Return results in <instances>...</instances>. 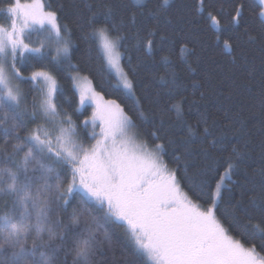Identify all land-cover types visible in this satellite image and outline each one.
<instances>
[{
	"label": "snow or ice",
	"instance_id": "obj_1",
	"mask_svg": "<svg viewBox=\"0 0 264 264\" xmlns=\"http://www.w3.org/2000/svg\"><path fill=\"white\" fill-rule=\"evenodd\" d=\"M4 2L0 264H69V256L71 264H98L105 243L112 242L110 227L123 229L133 255L152 264H264L251 243L259 240L264 249V143L258 159L253 157L246 123L239 120L231 151L220 158L215 153L228 137L216 134V121L198 108L196 124L187 121L184 106L190 111L196 101L184 95L178 69H195L184 57L187 44L177 39L204 25L218 45L240 48L247 64L246 46L256 45L264 55V0L253 13L255 24L248 0H227L226 6L219 0L181 3L178 27L170 0H158L152 8L142 0L131 5L92 0L86 5L89 30L79 24L81 39L98 43L118 73L128 111L77 75L79 106L93 108L79 124L73 119L78 108L70 113L58 107L63 92L48 68L44 45L31 43L30 30H43L58 44L56 70L71 63L77 46L62 7L45 0ZM130 39L142 51L135 64L127 57L125 71L121 49ZM174 48L181 65L169 56H162L159 66L148 63L157 52ZM25 83L27 92L21 87Z\"/></svg>",
	"mask_w": 264,
	"mask_h": 264
},
{
	"label": "trees",
	"instance_id": "obj_2",
	"mask_svg": "<svg viewBox=\"0 0 264 264\" xmlns=\"http://www.w3.org/2000/svg\"><path fill=\"white\" fill-rule=\"evenodd\" d=\"M92 0H45V3L51 4L53 8H61V16L64 23L72 30L73 43L77 46L71 63H65L60 70H56V57L53 50L54 43L49 39V36L43 30H34L31 32V43L37 44L35 39H48L44 42L43 52L49 58L48 68L57 76L59 86L63 92V96H58V107L63 106L68 108L71 113L73 108H78L79 111L73 115V119L79 124L82 119L90 118L92 107L85 105L83 108L79 106V94L75 88L73 75L86 76L92 83L93 88L100 92L106 100L116 99L125 111H128V105L124 100V90L118 86V82L114 74L110 71L103 57L102 51L97 44H85L81 39L80 23H85L88 19L89 12L86 7ZM125 3L131 5L133 0H124ZM158 0H143L142 3L147 4L149 8L155 6ZM175 7L171 12V19L174 26H179L182 21L178 19L180 13L178 11L181 3L191 4L193 0H170ZM220 3L227 4V0H219ZM252 9L249 14L250 21L256 23L257 17L253 14L260 8V3L257 0H248ZM4 0H0V7H4ZM4 14L0 13V23H4ZM225 18H221V24L225 23ZM86 23L84 31H88ZM171 32V29H169ZM178 41L183 40L186 43L188 50L184 53V57L191 64L195 72L185 70L178 74L180 82L183 85L184 95L188 101H196V105L191 107L184 106V114L187 121L193 125L197 120V108L200 112H207L210 122L216 121V134H225L228 138L220 151L215 154L224 158L231 151L232 137L237 134L239 120L246 123L249 133L248 139L252 148L253 157L258 159L260 153V145L264 143V55L258 51V46L248 45L244 51V56L248 63H244L241 59V49L236 48L235 51H230L222 44H217L212 32L204 25L193 26L191 31L185 36L177 37ZM135 41L129 40L126 47L121 49L123 54L122 66L125 71H128L127 57H132L133 63L137 62L141 56V51L133 47ZM180 43L176 48L180 47ZM193 49L195 50L193 52ZM169 56L173 64L181 65V56L175 48L171 51H160L148 60V63H156L160 65L161 57ZM235 57V60H233ZM23 71V69H22ZM251 72V74H250ZM27 75L28 73L25 72ZM159 74H163L161 69ZM150 79L149 76L145 77ZM27 92L30 85L25 83L21 85ZM204 94L203 100L200 94ZM31 94L29 95V100ZM82 114V115H81ZM129 115H132L129 112ZM79 116V119L77 117ZM135 120L136 117H133ZM0 120H5V112L0 111ZM229 121H232L230 124ZM7 123L11 122V114H8ZM138 122V121H137ZM92 126L88 125V136L91 135ZM83 135V133H82ZM87 140V136L84 137ZM251 174V169H249ZM67 222V216L64 217ZM255 222V221H254ZM260 227L264 229V224ZM112 234L111 245L105 243L102 255L98 256V264H151L146 257L135 256L134 246L130 245L128 240L123 235V229L112 227L109 228ZM248 243V241H246ZM257 248L259 255H264V249L261 248V241H251ZM71 264V256L68 257Z\"/></svg>",
	"mask_w": 264,
	"mask_h": 264
},
{
	"label": "rangeland",
	"instance_id": "obj_3",
	"mask_svg": "<svg viewBox=\"0 0 264 264\" xmlns=\"http://www.w3.org/2000/svg\"><path fill=\"white\" fill-rule=\"evenodd\" d=\"M143 1V0H142ZM258 2H259V0H257ZM31 32L32 31H34V30H30ZM49 39L54 43L53 45H54V47H53V50L55 51V55H56V57H57V48H58V44H57V42H56V38L55 37H49ZM35 40H37V42H38V46L37 47H39L40 46V44H43L44 45V42L45 41H48V39H35ZM35 45H37V44H35ZM34 44H32V46H34V47H36ZM43 50V49H42ZM102 51V50H101ZM102 54H103V52H102ZM106 60V59H105ZM106 64H107V61H106ZM121 64H122V61H121ZM107 66H108V68L110 69V71L114 74V76L116 77V79H117V82H118V86L120 87V88H122V85H121V80H120V77H119V75H118V73L114 70V69H112L108 64H107ZM123 67V66H122ZM77 76V74H75V75H73V78L74 77H76ZM80 76V75H79ZM81 77H85V76H81ZM73 81H74V85H75V88H76V90H77V87H76V82H75V80L73 79ZM90 81V80H89ZM91 82V81H90ZM92 84V83H91ZM92 87H93V85H92ZM123 89V88H122ZM124 90V89H123ZM125 91V90H124ZM77 92H78V90H77ZM86 105H88V106H91L92 107V105H90V104H86ZM93 109V108H92ZM89 123H91V122H89ZM96 131L97 132H99V128H96ZM147 258V257H146ZM148 259V258H147ZM151 264H152V262L150 261V260H148Z\"/></svg>",
	"mask_w": 264,
	"mask_h": 264
}]
</instances>
